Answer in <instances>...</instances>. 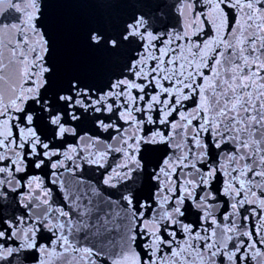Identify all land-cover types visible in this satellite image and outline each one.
<instances>
[{"label": "snow or ice", "instance_id": "obj_1", "mask_svg": "<svg viewBox=\"0 0 264 264\" xmlns=\"http://www.w3.org/2000/svg\"><path fill=\"white\" fill-rule=\"evenodd\" d=\"M152 7L53 97L40 0H0V264H264V0Z\"/></svg>", "mask_w": 264, "mask_h": 264}, {"label": "water", "instance_id": "obj_2", "mask_svg": "<svg viewBox=\"0 0 264 264\" xmlns=\"http://www.w3.org/2000/svg\"><path fill=\"white\" fill-rule=\"evenodd\" d=\"M171 0H40L41 20L50 40L48 56L52 74L47 91L55 96L70 80L102 86L119 70L127 52H117L106 46H94L89 41L92 32L101 35L118 34L124 22L137 12L151 14L152 5ZM159 15V12L156 13ZM7 39V37H3ZM23 255V254H22ZM14 264H21L15 261ZM27 264H35L27 261Z\"/></svg>", "mask_w": 264, "mask_h": 264}]
</instances>
